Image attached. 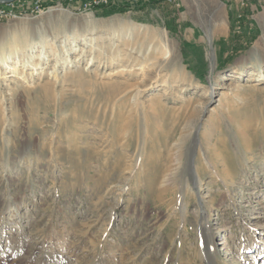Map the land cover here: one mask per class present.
<instances>
[{
    "label": "rangeland",
    "instance_id": "1",
    "mask_svg": "<svg viewBox=\"0 0 264 264\" xmlns=\"http://www.w3.org/2000/svg\"><path fill=\"white\" fill-rule=\"evenodd\" d=\"M35 1H0V264H264V30L222 62L224 0Z\"/></svg>",
    "mask_w": 264,
    "mask_h": 264
},
{
    "label": "crops",
    "instance_id": "2",
    "mask_svg": "<svg viewBox=\"0 0 264 264\" xmlns=\"http://www.w3.org/2000/svg\"><path fill=\"white\" fill-rule=\"evenodd\" d=\"M47 2H50V0H47ZM128 2L133 3V0H112L108 8L127 5ZM224 2L228 17L235 22L234 25L238 26L231 32L237 31L238 34L226 33L222 39L215 43L222 62L227 59L228 55L233 54L235 50L242 51L241 49L244 48V45L255 43L261 31L264 30V0H224ZM188 44L199 48L198 50L204 55L207 54V47L204 41L194 39L193 42Z\"/></svg>",
    "mask_w": 264,
    "mask_h": 264
},
{
    "label": "built area",
    "instance_id": "3",
    "mask_svg": "<svg viewBox=\"0 0 264 264\" xmlns=\"http://www.w3.org/2000/svg\"><path fill=\"white\" fill-rule=\"evenodd\" d=\"M41 0H36L35 2L31 3H25L20 11V17L28 16L32 14L34 11L40 12L41 10ZM136 2L144 1V0H135ZM167 3L171 4H179L178 0H164ZM112 3V0H58L57 5L64 4L68 5V7H71L74 10H78L80 12H93L94 10H97L99 8L108 7ZM245 4V2H243ZM56 6H51L56 7ZM9 11H13V9H8ZM8 16L7 9H2V16Z\"/></svg>",
    "mask_w": 264,
    "mask_h": 264
},
{
    "label": "bare ground",
    "instance_id": "4",
    "mask_svg": "<svg viewBox=\"0 0 264 264\" xmlns=\"http://www.w3.org/2000/svg\"><path fill=\"white\" fill-rule=\"evenodd\" d=\"M3 1V0H2ZM5 1V0H4ZM41 6H42V3H41ZM53 8V7H52ZM52 12H54V15L56 16V17H65V18H69V17H71L72 16V13H71V11L69 10V9H66L65 7H63V6H58V7H56V8H54V9H52L51 10ZM85 21L86 22H90V23H94V24H97V22H98V20L94 17V15L92 14V13H87L86 15H85ZM108 24V25H110V24H112V22H103V24ZM162 37H163V39H164V43H165V46L166 47H168L169 46V37H168V35L167 34H162ZM171 42V41H170ZM171 47H169V48H167V50H166V53L168 54V55H170L171 54V52H172V49H170ZM38 55H40V54H38ZM228 77V76H227ZM227 77H225V78H227Z\"/></svg>",
    "mask_w": 264,
    "mask_h": 264
},
{
    "label": "water",
    "instance_id": "5",
    "mask_svg": "<svg viewBox=\"0 0 264 264\" xmlns=\"http://www.w3.org/2000/svg\"><path fill=\"white\" fill-rule=\"evenodd\" d=\"M0 1H2V0H0ZM4 1V0H3ZM5 1H11V0H5Z\"/></svg>",
    "mask_w": 264,
    "mask_h": 264
}]
</instances>
